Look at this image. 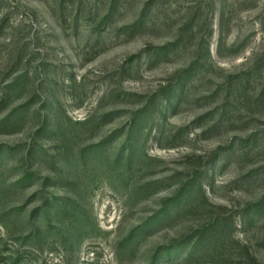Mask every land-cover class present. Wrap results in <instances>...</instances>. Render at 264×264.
<instances>
[{"label":"rangeland","instance_id":"374dc122","mask_svg":"<svg viewBox=\"0 0 264 264\" xmlns=\"http://www.w3.org/2000/svg\"><path fill=\"white\" fill-rule=\"evenodd\" d=\"M0 264H264V0H0Z\"/></svg>","mask_w":264,"mask_h":264}]
</instances>
